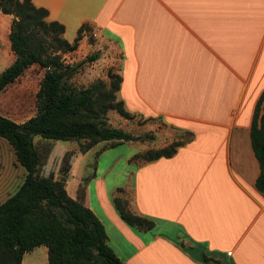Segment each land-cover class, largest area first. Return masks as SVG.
I'll use <instances>...</instances> for the list:
<instances>
[{"label": "crops", "instance_id": "0c3cea01", "mask_svg": "<svg viewBox=\"0 0 264 264\" xmlns=\"http://www.w3.org/2000/svg\"><path fill=\"white\" fill-rule=\"evenodd\" d=\"M31 2L47 10V22L64 26L63 38L88 25L97 46L119 53L118 99L128 113L192 135L171 158L131 166L112 188L98 177L79 187L78 160L69 194L83 197L116 257L124 264H264V195L255 188L250 141L264 91V0ZM12 19L0 15L7 37ZM135 155L119 158L132 164ZM118 189L131 192L133 214L151 220V230L119 217ZM29 253L21 264H42L36 249Z\"/></svg>", "mask_w": 264, "mask_h": 264}, {"label": "trees", "instance_id": "16d2710c", "mask_svg": "<svg viewBox=\"0 0 264 264\" xmlns=\"http://www.w3.org/2000/svg\"><path fill=\"white\" fill-rule=\"evenodd\" d=\"M0 12L13 17L8 39L14 62L0 75V93L26 69L38 65L45 70L36 93L37 113L22 124L0 115V139L10 146L16 163L25 170V178L17 191L0 204V264H21L23 256L38 247L47 249L48 264H124L107 244V236L93 212L67 193L65 180L37 177L39 155L33 137L51 141H83L79 152L85 154L99 143L111 147L128 142L152 141L150 134L132 136L106 124V114L115 111L125 119L134 117L117 99L121 78L109 74L110 82L96 81L85 89L70 83L82 62H63L62 55L78 49L82 31L72 43L62 36L64 26L47 22L48 12L37 8L31 0H0ZM98 59V55L88 58ZM260 95L252 117L250 141L258 162L256 190L264 195V113ZM176 141L166 147L135 155L150 163L171 158L177 149L192 139ZM105 150V149H103ZM38 155V156H37ZM123 194L122 190L118 191ZM80 195V194H79ZM82 195V194H81ZM119 217L137 231H149L151 220L135 215L120 196L113 199Z\"/></svg>", "mask_w": 264, "mask_h": 264}, {"label": "rangeland", "instance_id": "374dc122", "mask_svg": "<svg viewBox=\"0 0 264 264\" xmlns=\"http://www.w3.org/2000/svg\"><path fill=\"white\" fill-rule=\"evenodd\" d=\"M0 15L2 16V14ZM64 39L72 43L74 34L67 32ZM81 39V46L78 47L76 53L62 55L63 62L66 64L76 65L82 62L77 73L70 80L71 85L76 89H85L98 80L109 84V74L118 75L119 53L112 52L104 46H97L93 29L88 25L82 31ZM93 55H98V59L89 61L88 58ZM13 62L14 55L10 51L8 37L4 35V30L0 26V75ZM44 73V69L38 65H33L26 69L12 84L8 85L0 93V115L16 124H22L34 117L38 110L36 93ZM118 98L119 95L117 94ZM260 113H264V101L261 104ZM106 124L111 129H120L132 136L150 134L154 139L142 143L128 142L114 147H111L112 143L103 142L85 154H81L79 147L83 141L61 142L33 137V144L39 155V166L36 176H53L56 180H65L67 184L70 182L72 171L80 159L81 163L78 165L81 174L79 187H87L97 177L98 179L101 178L102 182H105L106 188H112L113 185L121 186L129 177L131 166L145 163L144 160L134 159L133 157V163L129 164L123 160L125 156L139 155L148 150L160 149L173 142L183 141L187 137L185 132L176 130L155 117L146 118L134 115L130 119H125L115 111H109L106 114ZM103 156H106L105 159H101ZM120 156L123 158H119ZM99 158L100 161L98 162ZM24 178L25 170L16 163L15 156L8 143L0 139V204L17 191ZM79 187L78 190H80ZM119 190L123 189L117 190L115 198L118 196L123 197L127 204L126 210L128 209L133 213L131 192L122 191L123 194L121 195L118 192ZM69 192L70 190H68L67 186V193L69 194ZM69 196L71 195L69 194ZM35 249L36 253L40 257L42 256V260L40 259L39 262L47 264L46 260L44 261L43 259L44 253L40 254L45 247L41 246Z\"/></svg>", "mask_w": 264, "mask_h": 264}]
</instances>
